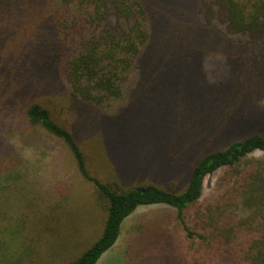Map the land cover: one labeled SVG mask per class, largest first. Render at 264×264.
Wrapping results in <instances>:
<instances>
[{
	"label": "trees",
	"instance_id": "obj_1",
	"mask_svg": "<svg viewBox=\"0 0 264 264\" xmlns=\"http://www.w3.org/2000/svg\"><path fill=\"white\" fill-rule=\"evenodd\" d=\"M157 62L164 65L168 87L194 90L152 118L158 135L143 148L164 147L169 159L157 152L137 164L154 166L150 171H161L163 179L176 177L170 184L102 182L89 173L70 129L40 102L22 101L48 85L33 73L49 70L61 78L67 96L100 107L122 96L133 72L139 73L137 85L146 86ZM204 62L217 65V72L223 67L220 75L227 77L215 81L202 69ZM261 64L264 0H0V189L25 179L18 170L22 152L38 146L30 130L40 128L61 141L105 202L99 237L68 264H95L114 247L124 221L147 205L173 210L169 221L142 219L134 233V255L150 264H264V158L251 157L256 150L264 154V132L240 135L264 114L256 106L264 99ZM196 109L203 112L200 125L210 128L207 141L234 131L240 136L190 163L200 142ZM184 118L192 121L183 126ZM152 119L137 124L141 138L152 137ZM186 167L183 182L177 171ZM217 171L218 187L202 203L204 180ZM18 197L26 199L23 190ZM56 207L58 212L36 215L41 227L30 247L31 264H59L65 257L60 246L54 249L61 240L55 236L69 230Z\"/></svg>",
	"mask_w": 264,
	"mask_h": 264
},
{
	"label": "rangeland",
	"instance_id": "obj_2",
	"mask_svg": "<svg viewBox=\"0 0 264 264\" xmlns=\"http://www.w3.org/2000/svg\"><path fill=\"white\" fill-rule=\"evenodd\" d=\"M227 55L226 59L232 57V50L227 52ZM216 66L213 62L210 64L204 62L202 69L210 73V77L215 81L226 78L227 76L220 75L226 70L222 67L217 72ZM261 66L264 67V64ZM33 74L40 77V82H48V85L43 87V90L35 89L30 96L24 94L22 101L40 102L56 121L70 129L84 153L87 169L92 176L102 182H113L120 187L148 182L160 185L164 180L165 184H170L176 181V177L163 179L164 175L161 171H150L155 169L154 166L148 170L149 168L137 165L146 154L156 157L157 152H160L159 155H162L164 160L169 159L171 154L165 151L164 147L149 151L143 148L145 142H150V139L158 135L155 133L157 129L152 118L162 110L161 107L166 105L175 107L182 96L194 92V90L188 92L183 85L168 87L162 63H158L154 73L146 78V86L137 85L139 73L133 72L123 87L122 96L100 107L82 104L67 96V93H64L65 85L54 71L43 70ZM199 93L205 97L204 88L200 87ZM257 102L260 103L256 105L257 107L264 108V99ZM195 113L198 118L195 122L199 127L200 142L194 149L190 163L195 157L216 147H223L229 140L251 130L264 132L263 114V117L252 118L250 127L240 135L234 131L226 137L219 136L220 141H213L214 137L207 141L210 137L208 136L210 128L207 130L204 127L205 123L201 125L199 123L203 112L196 109ZM145 119H152L149 120V125L146 124L153 135L141 138L142 136L136 131L139 130L137 124ZM189 120L182 119L183 126L188 124ZM30 133H37L36 140L40 139V141L36 143L37 147L36 145L33 148L26 147L22 152L23 163L18 170L26 180L11 181L6 188L0 189V264L33 263L35 255H32V260L30 257V261L29 255L32 254L30 247L35 248L33 243L35 230L41 227L35 225L39 221L36 215L43 212H58L57 203L69 230L55 236V239L61 240L54 242V249L60 246V251L65 254L59 264H68L99 237L104 224L103 219L105 220V202L96 195L94 184L79 174L72 155L60 140L47 135L40 128H32ZM171 141L176 142L173 137ZM251 157L264 158V154L256 150ZM186 170L187 167L184 171H177V177L183 182L186 180ZM220 174L221 172L217 171L205 178L202 203L209 201L210 196L216 191ZM22 190L26 199L18 197ZM170 210V207L163 205L138 207L124 221L114 247L103 253V257H100L101 259L99 258L95 264H150V260L145 257L134 255L135 244L132 238L142 219L147 222L154 221L157 217L169 221L173 217V210L169 212Z\"/></svg>",
	"mask_w": 264,
	"mask_h": 264
}]
</instances>
